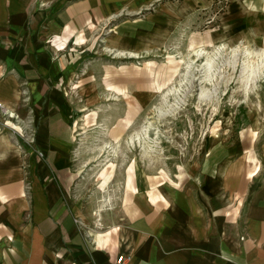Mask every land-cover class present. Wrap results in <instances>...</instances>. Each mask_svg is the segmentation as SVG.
Instances as JSON below:
<instances>
[{
    "label": "rangeland",
    "instance_id": "obj_1",
    "mask_svg": "<svg viewBox=\"0 0 264 264\" xmlns=\"http://www.w3.org/2000/svg\"><path fill=\"white\" fill-rule=\"evenodd\" d=\"M92 31L65 87L76 134L72 200L86 225L113 224L125 200L145 208L150 194L196 196L211 179L205 167L230 160L263 182L264 61L246 50L264 47V0H149Z\"/></svg>",
    "mask_w": 264,
    "mask_h": 264
},
{
    "label": "crops",
    "instance_id": "obj_2",
    "mask_svg": "<svg viewBox=\"0 0 264 264\" xmlns=\"http://www.w3.org/2000/svg\"><path fill=\"white\" fill-rule=\"evenodd\" d=\"M148 1L0 0V264H264V180L231 160L196 196L125 200L113 224L75 210L66 78L94 27Z\"/></svg>",
    "mask_w": 264,
    "mask_h": 264
},
{
    "label": "bare ground",
    "instance_id": "obj_3",
    "mask_svg": "<svg viewBox=\"0 0 264 264\" xmlns=\"http://www.w3.org/2000/svg\"><path fill=\"white\" fill-rule=\"evenodd\" d=\"M221 46V43L220 44H218L217 45V47H214L215 48V50H218V48ZM260 48V47H259ZM233 49V48H232ZM259 50V49H258ZM235 51V50H234ZM203 52V48H201V46H198L196 49H194V53H195V55H196V57H198L201 53ZM230 52H233V51H230ZM246 54L247 55H251L252 53L253 54H256V55H258V56H260V61H264V47H261L260 48V50L259 51H256V52H254V51H249V50H246ZM211 53H213V52H211ZM214 53H215V51H214ZM237 53V52H236ZM214 54H208L207 55V57H206V60H205V69H209L210 67H211V69L210 70H212V66H213V62H215L214 60H215V58H214V56H213ZM255 55V56H256ZM216 56V55H215ZM205 58V57H204ZM214 58V59H213ZM230 58L231 57H229V60H230ZM232 58H234V53L232 54ZM236 55H235V61H236ZM252 58V57H251ZM246 59H247V56H246ZM245 59V60H246ZM243 60V59H242ZM254 60H256L257 61V59L256 58H254ZM247 61V60H246ZM250 62L249 63H252L251 62V60H249ZM259 61V60H258ZM191 62V61H190ZM232 62V61H231ZM234 62V61H233ZM248 62V61H247ZM235 63V62H234ZM246 63V62H245ZM260 63H262V62H260ZM202 64V63H201ZM233 64V63H232ZM231 64V65H232ZM255 64V66L257 65L256 63H254ZM254 64H252V65H250V64H247V65H245L244 67H243V71H245L246 72V74L249 76L250 74H252L253 72L255 73V71H256V67H254L253 65ZM259 64V63H258ZM242 65H243V63H242ZM263 66H264V64H262ZM199 66H200V64H199ZM204 66V65H203ZM215 66V65H214ZM258 66V65H257ZM216 67V66H215ZM258 67H260V66H258ZM261 68V67H260ZM259 68V69H260ZM217 69V68H216ZM242 69V68H241ZM209 70V71H210ZM258 70V69H257ZM206 72V71H205ZM212 72H213V70H212ZM261 73H262V71H260ZM259 72V73H260ZM206 74H208V73H206ZM241 74H242V71H241ZM243 75H244V73H243ZM242 75V76H243ZM253 75V74H252ZM211 76V75H210ZM248 76L246 77V78H248ZM254 76H256L255 74H254ZM208 77V76H207ZM209 78V77H208ZM254 78V77H253ZM184 79V78H183ZM243 80H245V78H243ZM249 80V79H248ZM247 81V79L245 80V82ZM250 81V80H249ZM213 86V85H212ZM216 86V85H215ZM214 87V86H213ZM244 87H246V86H244ZM204 88V87H203ZM205 90L207 91V88H205ZM204 91V90H203ZM205 91V92H206ZM208 92V91H207ZM210 93V92H209ZM208 94V93H207ZM206 95V94H205ZM200 96V95H199ZM203 96V95H202ZM207 96V95H206ZM201 97V96H200ZM199 97V98H200ZM203 98V97H202ZM172 107V106H171ZM165 110H166V108H165ZM160 112V111H159ZM158 114V113H157ZM126 186H130V177H128L127 178V180H126Z\"/></svg>",
    "mask_w": 264,
    "mask_h": 264
},
{
    "label": "built area",
    "instance_id": "obj_4",
    "mask_svg": "<svg viewBox=\"0 0 264 264\" xmlns=\"http://www.w3.org/2000/svg\"><path fill=\"white\" fill-rule=\"evenodd\" d=\"M37 153L39 156H42V152L37 150ZM129 257H127L128 259ZM114 264H124V259H123V255H119L115 260H114Z\"/></svg>",
    "mask_w": 264,
    "mask_h": 264
}]
</instances>
